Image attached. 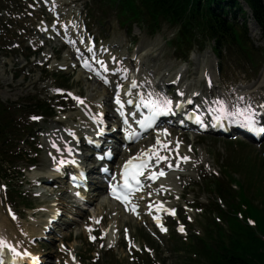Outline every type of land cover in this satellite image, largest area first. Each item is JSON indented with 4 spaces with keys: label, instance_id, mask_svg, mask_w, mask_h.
<instances>
[{
    "label": "rangeland",
    "instance_id": "obj_1",
    "mask_svg": "<svg viewBox=\"0 0 264 264\" xmlns=\"http://www.w3.org/2000/svg\"><path fill=\"white\" fill-rule=\"evenodd\" d=\"M98 1H77L82 6L85 4V8L90 10L92 14L90 19L85 18L84 23H87L90 29L92 28L96 36L106 41H115L119 45L118 51L120 53L116 55L120 61L122 58L127 67L133 66V62H130L128 58H131L132 53L136 52L138 53L135 59L138 61L136 65L152 70L156 81L163 79L165 82H169L182 74L187 77L182 86H186L189 93H196L200 99L207 91L203 82L205 73L213 77L212 81L216 85L215 90L217 92L224 93L223 90L227 88L234 91L235 87L239 86L248 88L260 82L259 96L263 94L264 66L260 69L257 77L248 80L243 75L245 72L244 66L237 61L236 57L224 52L222 56H228L218 59L213 55L207 43H203L206 44L203 50L194 47L188 60L183 64L177 58L178 54L174 53L172 47L167 44V41L173 38L174 30L168 26H162L155 36L149 37L145 32H141L134 26L132 32L128 34L126 28L120 27L118 24L119 17H114V11L110 14H103L104 19L101 18L102 21L98 19V16L101 15L97 13V11L100 12V7L97 8L96 6ZM21 2L22 0H0V100L5 105L16 108L17 113L22 115V117L19 116L21 118L12 115L14 121H17L20 125L30 126V118L35 115L45 116L47 114L38 111V107L34 109V105L38 102L45 103L47 107L52 108L51 112L53 114L50 118L41 116L43 119L38 122V127L44 126L46 131H50L53 128H58V126L55 127L57 123L68 121L69 124H72L74 119H80L81 117L71 109L70 105L67 106V114L53 109L58 106V101L61 100L53 95V88L60 87L77 91L81 95H85L86 99L89 98V101L93 100V102L100 94V90L95 84L84 79L76 72H60L57 69V64H61L65 56H70L67 51L59 52L61 54H49L47 50H43V54L36 56L39 61L32 63L33 56L27 50L24 40L29 39L28 37L35 30L34 20L12 17L15 21L8 22L6 15L8 11L15 12L25 8V3ZM242 6L248 12L243 3ZM247 24L250 40L260 51L264 52V38L261 32L252 21L249 20ZM24 32H28V35L21 36ZM14 42L22 43L21 47L13 49L12 44ZM51 45L57 48L56 43L51 42ZM45 60L48 62V68L49 66L55 67L47 69L45 66H39L45 63ZM253 62L255 63L253 72L257 73L259 63L256 60ZM187 91L185 90V93ZM64 117H66L65 120L62 119ZM32 123L33 126L36 125L34 122ZM176 134L180 133L177 132ZM182 136L187 143L194 142V157L200 167H204L207 163L218 174L220 173L219 169L221 170L222 167L221 174L230 176L237 183H241L247 196L255 204H259L258 196L260 193H264V145L250 144L245 140L233 142L230 139L219 137L193 138L184 134ZM30 142L31 144L21 142L16 151L20 152L19 150H22V154H30L28 158H31V161L26 162L27 156H23L24 163L23 160L22 162L18 161V157L15 160L11 159V163L3 165L4 168L9 169V177L2 180L0 178V227L7 233L9 238L20 240L22 244L28 242L23 229L27 231L29 238L39 236L41 225L48 220L51 209L55 207V204H60L65 214L70 211V206L66 205L70 196L65 189L58 184L46 185L48 179L51 180L47 173L49 164L44 152L38 150L34 141ZM39 142L43 146V143ZM87 164L90 165L88 162ZM256 168H260V170ZM188 169H191V167ZM249 170H253L250 175H248ZM203 174L201 169L197 170L196 168L190 172L191 178H194L193 181H197L199 176L201 179L191 189L187 187V184H192V179L188 181L189 183L183 184L181 182L177 184L181 196L185 198L187 192H189L187 199L190 202H195L194 204H188L177 198L175 202H172L174 206L178 205L180 209L183 208L188 213V217L185 219L184 214L179 211L176 216L187 235H190L189 232L197 234L201 231L205 236L206 231H202L199 225V221L204 222L202 215L205 213H203L204 211H196L195 207L197 205L204 206L206 210L205 200L213 199L215 201L217 197L215 187L210 183L208 184L206 179H203ZM38 179L42 182L39 187L36 186V180ZM217 179L221 181L220 176ZM219 183L221 184V182ZM3 185L6 186L7 191ZM235 186L233 185L232 188H235ZM239 186L242 188L241 185ZM237 191L238 188L231 193L235 202L238 201ZM57 198L60 199L59 202L56 200ZM243 199H246V197H243ZM224 201L227 211H230L228 201L226 199ZM187 205L193 207V210L187 209ZM5 207H10L16 216L13 223L7 219L4 212ZM73 209L77 212V217H74L77 223L67 224L68 220L64 219L63 216L60 226L55 230V233L49 236L51 243L42 242L31 248L34 252L44 256L47 264H69V261L74 259L82 264H207L206 260L199 255L198 250L188 247L189 244L186 245L185 234L180 235L177 229L180 224H174L168 218L165 220L168 227L167 232L163 235H157L156 238L147 234L137 222L133 221V224L128 227L126 224L130 221L125 219L124 223L121 224L122 226L118 227L117 236L111 247L108 244L109 239L101 234L104 228L111 226L109 211L104 213L103 217H100L101 224L97 227L100 232L96 231L95 239H93L90 234L91 231L88 229L83 230V226L85 224H87L85 227L90 226L88 224L95 218L90 216L92 212L94 214L100 213L99 203H93L88 208L87 213L74 207ZM101 215L103 214L101 213ZM216 217L210 216V219L215 220ZM124 225L130 229L131 235L134 237L130 247L124 246L121 242V228ZM16 232H20L21 236H16ZM59 236H62L61 239H59ZM170 236H173L175 240L172 241ZM203 245L206 248L209 247L208 243ZM195 246L197 248L201 247L200 244H195ZM56 261H59V263Z\"/></svg>",
    "mask_w": 264,
    "mask_h": 264
},
{
    "label": "trees",
    "instance_id": "obj_2",
    "mask_svg": "<svg viewBox=\"0 0 264 264\" xmlns=\"http://www.w3.org/2000/svg\"><path fill=\"white\" fill-rule=\"evenodd\" d=\"M112 6H119V14L127 20L140 22L150 27H157L161 21L178 25L177 46L192 45L197 37H204L216 45L214 53L219 56L220 49L227 48L239 52L252 50L245 38V26H239L235 20H227L233 14L242 16L237 0H106ZM264 32V0H243ZM188 46V47H190ZM242 55V54H239ZM249 57V54H245ZM9 110L0 102V173L1 163L6 162V155L13 150V129L9 120ZM10 148H9V147ZM4 147V148H3ZM2 148V149H1ZM4 172V171H3ZM230 199L227 191H222ZM246 205L241 210V205ZM218 216H225L230 228L228 244L225 243V231L217 232L222 243L217 251L204 252L209 264H264V207H257L250 201H240L232 207L231 213L222 212L215 206ZM249 216L256 221L253 230L236 217ZM260 235V237H259ZM210 241V239H209Z\"/></svg>",
    "mask_w": 264,
    "mask_h": 264
},
{
    "label": "snow or ice",
    "instance_id": "obj_3",
    "mask_svg": "<svg viewBox=\"0 0 264 264\" xmlns=\"http://www.w3.org/2000/svg\"><path fill=\"white\" fill-rule=\"evenodd\" d=\"M149 96H151V94H149ZM239 99L242 101L244 98L240 97ZM141 100L143 106L147 107L150 111L149 116H146L143 120L138 121V123H140L141 127L143 128L152 127L156 119L160 115H165L171 112L172 110L171 108L172 101L167 98H164L163 100H155V99L145 100L143 97H141ZM117 102L119 103V100ZM129 103H131V101H129ZM217 103L219 104V108L216 110L217 121H220L221 119L227 117L230 120V122L239 124L240 126L249 129L254 133H258V134L264 133V126H259L256 111L251 107V105H245L244 107H240L239 105H234L233 110L229 111V108L228 106L225 105L224 101L221 100L218 101ZM33 119L38 120L40 119V117L34 116ZM196 119L198 122L203 124V122L200 120L199 117H197ZM125 123H127V120H125ZM157 142L159 143V140ZM53 146L55 147V144ZM154 154L156 153L153 152L150 154L149 152H144L140 156L133 157L126 162V164L124 165V174H123L124 189H127L129 192L135 191L136 187H138L140 184V180L138 179V177L144 174L143 170L146 167H148L149 161L151 160V156ZM161 159H165V157H160L157 155V163H159ZM73 163H75V161H73ZM164 174L165 173L163 172V170H160L159 175L163 176ZM152 178L153 179L157 178L156 174H153ZM169 211L172 214H175L174 209H171ZM161 227L162 230L166 231V229H163L162 225ZM180 230L184 231L183 226H181ZM93 239L95 238L93 237ZM4 246L9 247L13 252H16V249L14 247H12L11 245H7L6 241L0 240V247H4ZM16 254L20 255V253H16ZM24 255H30V254L24 253Z\"/></svg>",
    "mask_w": 264,
    "mask_h": 264
},
{
    "label": "bare ground",
    "instance_id": "obj_4",
    "mask_svg": "<svg viewBox=\"0 0 264 264\" xmlns=\"http://www.w3.org/2000/svg\"><path fill=\"white\" fill-rule=\"evenodd\" d=\"M131 79H133V77L131 78ZM137 79V78H136ZM144 81V80H143ZM129 83H130V81H129ZM128 83V84H129ZM130 86L129 85H127V87H126V90H128V88H129ZM260 82H258V83H256L255 85H254V87L253 88H251V89H249L248 91H246L244 94H243V100H242V102L245 100V101H248V100H250V99H255V97L258 95V91H259V89H260ZM253 89V90H252ZM133 91V93H134V89L132 90ZM105 95H106V91L105 90H102V93H100V94H98L97 95V97H96V99L94 100V102L93 103H96L97 101H99L100 99L102 100V97H105ZM246 97V98H245ZM93 101V100H92ZM241 101V100H240ZM242 105V104H241ZM164 143V142H163ZM52 164V163H51ZM55 171L58 173V167H56L55 168ZM69 175V174H68ZM166 185L168 186V188H169V190H172L173 189V186H171V184L169 183V182H166ZM91 187H92V189L94 190L93 191V193H92V195H87L86 196V199L89 201V200H92V199H95V198H93V195L95 194V193H98V194H102V193H100L101 192V189H100V183L99 182H97L96 184H93V185H91ZM65 190L67 191V188L65 187ZM103 195V194H102ZM99 198V197H98ZM105 200V199H104ZM103 203H105L106 205H108L107 207L108 208H110V209H113L112 208V205L109 203V202H107V201H102ZM100 210L102 209V205L100 206V208H99ZM113 212H116V213H114V214H112L111 216V219H112V224H113V228H111V233H110V236H111V238L112 239H114L115 237H116V233H117V231H116V229H117V226H119V225H121L122 224V222H123V220H124V215L123 214H121V212H118V211H116V209L114 208L113 210H112ZM51 217V216H50ZM51 219V218H50ZM3 229H1V227H0V235H1V240H6V239H4V238H2V237H5L4 235V233H3Z\"/></svg>",
    "mask_w": 264,
    "mask_h": 264
}]
</instances>
